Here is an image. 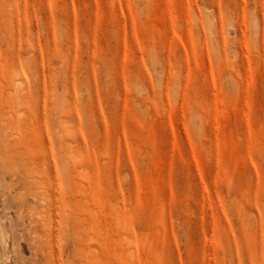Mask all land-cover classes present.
<instances>
[{
  "label": "rangeland",
  "instance_id": "1",
  "mask_svg": "<svg viewBox=\"0 0 264 264\" xmlns=\"http://www.w3.org/2000/svg\"><path fill=\"white\" fill-rule=\"evenodd\" d=\"M0 264H264V0H0Z\"/></svg>",
  "mask_w": 264,
  "mask_h": 264
},
{
  "label": "bare ground",
  "instance_id": "2",
  "mask_svg": "<svg viewBox=\"0 0 264 264\" xmlns=\"http://www.w3.org/2000/svg\"><path fill=\"white\" fill-rule=\"evenodd\" d=\"M44 225V224H43Z\"/></svg>",
  "mask_w": 264,
  "mask_h": 264
}]
</instances>
